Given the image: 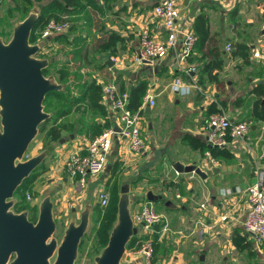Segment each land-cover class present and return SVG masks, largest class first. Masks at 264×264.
Segmentation results:
<instances>
[{
  "label": "crops",
  "instance_id": "obj_1",
  "mask_svg": "<svg viewBox=\"0 0 264 264\" xmlns=\"http://www.w3.org/2000/svg\"><path fill=\"white\" fill-rule=\"evenodd\" d=\"M95 1L99 6L92 5V10L98 14L99 26L118 32L122 40L117 43L116 52L110 53V58L116 56L112 65L101 58L105 52L92 58L98 51L90 48L92 67L86 71L101 84L114 82L120 73L126 90L137 78H147L146 90L149 88L155 93L156 103L149 111L146 110V90L143 95L144 111L140 114L146 127L145 148L133 152L126 139L117 136L114 140V144H118L115 156L120 161L115 178L121 179L120 185L128 182L132 198L148 199L142 193L143 187L156 185L159 176L166 184L162 185V191L151 189L160 195L161 205L155 209L163 215L157 224L160 235L157 233L154 264H264V244L255 242L242 224L248 207L246 187L254 181L256 167L262 165L264 169V159L260 157L264 150V120H250L243 136L229 137L225 144L218 145L225 146L230 155L215 158L208 150L202 151L189 143V137H197L208 144L203 124L211 101L218 102V108L223 109L232 121L245 119L254 101L261 99V103L264 102V61L252 55L255 49H264V0H179L178 26L182 30L177 35L176 45L167 48L152 62L140 63L133 62L140 27L148 21L154 37L164 40L166 36L161 20L152 16L156 0ZM5 3L12 5L13 1L5 0L1 8ZM40 3H36L37 8ZM200 15L205 19L197 20ZM203 21L208 34L202 50L195 51L192 60L188 59L184 64L194 65L195 69L186 72L183 66L177 65L183 30L192 28L198 31L196 36L203 35L198 26ZM92 32L96 33L95 27ZM48 42L49 46L45 45L43 50H56L58 42ZM238 43L249 47L247 59L232 52ZM213 50L222 57L221 67L212 70L216 79L200 70L204 61L213 59ZM64 56L65 52L61 51L60 57ZM177 75L189 85L188 92L180 94L171 90L170 83ZM117 113L109 109L110 126L117 123ZM78 115V112L73 113L70 119H76ZM96 118L101 122L105 120L103 116ZM62 137L66 140L53 143L52 150L43 160L45 168L36 175L32 187L34 192L40 187V191L52 190L54 213L63 219L65 226L71 218L77 219L86 202L91 204V219L96 202L93 195L100 185H106L110 171L103 177V172L90 177L86 187L79 189L65 170L63 154L68 147H83L90 137L83 130L65 131ZM210 156L215 162L210 161ZM174 160L184 164L197 163L205 171V177L183 171L181 187L174 188L173 182L178 177L171 170ZM162 171L167 173L166 177H162ZM168 178L172 181L170 184H167ZM146 188L150 189L149 186ZM203 201L207 202L208 212L199 207ZM225 212L228 218L223 221L219 216ZM236 231L239 236L234 240L232 236Z\"/></svg>",
  "mask_w": 264,
  "mask_h": 264
},
{
  "label": "water",
  "instance_id": "obj_2",
  "mask_svg": "<svg viewBox=\"0 0 264 264\" xmlns=\"http://www.w3.org/2000/svg\"><path fill=\"white\" fill-rule=\"evenodd\" d=\"M37 17L38 8L34 6L13 23L8 40L0 36V264H74L81 237L90 221L91 204L86 202L78 220L71 218L58 240L54 234L57 222L51 194L40 199L35 220L29 218L27 209L14 211L11 208L17 200L16 189L49 154V150L44 149L23 159L39 124L51 115L43 105L46 93L63 87L53 74L43 73L49 58L36 55L45 46V40L30 41ZM101 58L107 64H113L110 52L101 54ZM149 109L146 105V110ZM113 129L120 130L116 122ZM65 140V137L59 138L60 142ZM117 151L118 144L115 143L101 177L110 171ZM172 166L178 172L206 175L195 162L184 164L174 160ZM145 196L155 201L160 195L148 189ZM132 201L129 184L125 182L120 187L115 222L107 243L94 257L95 264H123L121 259L126 245L135 231Z\"/></svg>",
  "mask_w": 264,
  "mask_h": 264
},
{
  "label": "trees",
  "instance_id": "obj_3",
  "mask_svg": "<svg viewBox=\"0 0 264 264\" xmlns=\"http://www.w3.org/2000/svg\"><path fill=\"white\" fill-rule=\"evenodd\" d=\"M12 1L13 4L8 5L6 8L7 13L11 15L15 10H18L23 16H25L34 6L37 7L36 3H40L42 0ZM4 2L5 0H0V8ZM92 5L94 7L99 6L95 0H46L38 5V17L30 33L31 42L40 40L38 39L39 32L51 17L58 19L62 15L67 14L70 21V25L66 31L55 32L51 36L50 34L47 36L49 37L48 41L58 42L59 49L65 52L64 57L54 59L49 58L48 66L43 69L44 74H54L58 82L63 84L61 89L49 90L43 100L44 109L49 111L51 115L39 124L38 130L43 131L44 139L47 144L51 143L52 145L53 143L58 142L59 138L63 136L65 131L74 132L75 130H83L86 135L92 138L111 125V121L107 117L109 109L102 102L103 86L101 85V82L97 81L95 77H92L91 74L86 71V68L92 67L90 48L98 51L97 54L102 52H110L113 54L116 52V45L122 40V36L116 31L104 30L102 25L99 26L100 22L99 17L97 16L98 14L92 10ZM202 19H205L202 15L197 18V20L201 21ZM198 26L203 30V35L198 34L199 36H197L193 51L188 56L187 60H192L191 58H193L195 51L202 50L208 34V29L204 24V21ZM92 27H95L96 33L92 32ZM196 29L198 28L196 27ZM194 32L198 33L196 30H194ZM47 37L44 39L46 42L45 45L49 46V42L46 41ZM248 49L249 47L247 45L238 43L232 52L235 54H241L247 59ZM213 53V59L204 61L200 70L201 72L207 71L211 79H216L214 74H212V70L221 67L222 57L219 56L217 50H213ZM202 57L203 56L201 55V58ZM92 58H96V55L92 56ZM50 67H55V69L50 72ZM105 67L108 68V66ZM114 82L115 84L117 83V87L120 90H126L124 81L120 77V73H118ZM147 83V78H137L127 90L129 98L126 106L130 110H137L139 112L144 111L142 104ZM217 103L218 102L216 101L210 102L206 117L210 113L219 109ZM76 112L79 113L78 117L73 120L70 119V115ZM86 115H88L87 118L85 117ZM97 116H103L105 120L101 122L97 120ZM245 119L248 122L250 120L254 122L257 119L264 120V102L261 103V99L254 101L253 106ZM189 143L193 147H200L202 151L208 150L215 158H218L220 155H230L225 146L211 145L209 143L206 144L200 141L197 137H189ZM119 164V158L115 156L110 169L109 180L106 181V186H109V198L107 204L102 206L100 202L96 200L93 205L94 213L101 219L99 234L103 235L105 233V240L101 244V247L106 244L108 229L112 226L117 210L116 202L113 201L114 193L111 187L113 183L117 181L115 175L119 170ZM44 168V164L38 165L17 188L16 193L20 200L14 204L13 207L15 210L19 211L26 208V193L29 192L32 196L36 193L33 190L32 183L36 175H38V173ZM171 170L174 174L178 175L177 180L173 182V187H181L182 173L175 172L174 169ZM30 213V218L34 219L36 216V209L33 208ZM238 236L239 232L236 231L232 237L234 240H237ZM156 239L157 233L155 232L154 248ZM140 243L141 238L136 234H133L132 238L126 245V248L138 247ZM130 264H137V262L132 261Z\"/></svg>",
  "mask_w": 264,
  "mask_h": 264
},
{
  "label": "built area",
  "instance_id": "obj_4",
  "mask_svg": "<svg viewBox=\"0 0 264 264\" xmlns=\"http://www.w3.org/2000/svg\"><path fill=\"white\" fill-rule=\"evenodd\" d=\"M179 0H156L152 6V16L161 20L166 30L164 40L154 37L150 33L148 21L140 27L138 31V49L133 55V62H152L162 55L167 48L176 45L177 35L181 28L178 26L180 17ZM70 21L68 15L64 14L60 18L51 17L39 32L38 39H45L52 32H63L68 29ZM196 34L192 28L184 29L181 45L177 56V65L183 66L186 72L194 70V65H184L188 56L192 53L196 41ZM229 49L230 46H227ZM252 55L264 61V49H255ZM112 61H116V56H111ZM170 88L175 93H186L189 85L184 79L174 76ZM129 94L127 90H120L114 82L105 83L103 86L102 102L108 109L118 112L117 125L120 130L116 131L113 126H109L99 134L90 138L81 148H73L65 156L64 167L68 175L75 181L79 189L86 187V179L89 176L99 175L105 170L107 157L114 145V140L120 136L127 141L128 148L133 152H140L145 148L146 139L142 134L141 114L139 111H132L126 105ZM145 100L149 106L156 103L155 93L149 88L145 93ZM206 130V140L211 145H223L229 137H240L245 134L249 127V122L242 120H230L223 109L210 113L203 124ZM209 154V152H207ZM25 155V153H24ZM23 155V158H24ZM260 157L264 159V150ZM210 161L215 162V158L210 156ZM247 211L243 219L245 231L257 243L264 244V169L262 165L256 167L255 179L246 187ZM96 200L100 204L106 205L109 198V191L101 186L96 191ZM27 200L33 198L32 194L26 193ZM200 209L208 212L207 202L199 203ZM131 214L135 227L136 221L139 227L134 234L141 238L138 247L128 252L129 259L137 264H154V233L159 234L156 227L163 219L162 213L157 211L148 200L136 201L131 206ZM221 220L228 218V213L220 216ZM127 253V252H126Z\"/></svg>",
  "mask_w": 264,
  "mask_h": 264
},
{
  "label": "rangeland",
  "instance_id": "obj_5",
  "mask_svg": "<svg viewBox=\"0 0 264 264\" xmlns=\"http://www.w3.org/2000/svg\"><path fill=\"white\" fill-rule=\"evenodd\" d=\"M7 5L8 4L5 3L4 6L0 9V36L5 41L8 40L10 38V36H11L13 23L15 21L20 20V19H22L24 17L23 14L20 11H18V10H15L11 15H9L7 13V10H5V6H7ZM57 45L58 46H56V50L52 48V49H48L47 51L46 50L44 51L43 48H42L40 51H38L36 53V55L39 56V57H47V58H50V59L51 58L52 59L59 58L62 50L59 49V44L58 43H57ZM93 54L96 55L97 53H93ZM54 69H55V67H50V72H52V70H54ZM49 74H52V73H49ZM46 75H48V74H46ZM154 107L156 108V106H154ZM161 115H163V114L161 113ZM116 118L118 119V113L116 114ZM141 122H142V120H141ZM141 124H142V134L145 135V128H146L145 124H143V122ZM52 148H53V144L51 145V143H49V144L46 143V140L44 139L43 131L42 130H38V132H37L36 136L34 137V139L29 143L28 148H27V150L25 152V155H24L23 159L28 158L31 155H34V154H36V153H38V152H40L41 150H44V149H48L50 151V150H52ZM69 150H72V148L71 147L66 148V150H65V152L63 154V159L68 154ZM47 156H45V158ZM40 164H44V161H42ZM166 174L167 173L162 171V175H163L162 177H166ZM97 176L98 175H93V176L87 177L86 184H87V181H88V179L90 177H97ZM152 177H154V175ZM159 177H158V183L156 185H151L150 186V185L147 184V186L143 187L144 191L142 193H144V196H145L146 190H148L146 188L148 186L152 190L162 191V185L164 186L166 184L163 183L164 179L161 182ZM119 179H117V181L114 182L112 187H111V189H112V191L114 193L113 201L116 202V208H117L118 198H119V195H120V182H121L120 180L121 179L120 180ZM166 181H167V184H170L172 182L170 178L166 179ZM101 186L105 187L109 191V186L107 187L105 184H102L99 187H101ZM40 189H41V187L40 188H36L35 192H38V195L35 196V194H37V193H35L31 200H27V202L25 204V207H26L25 209H27L28 212L32 211L33 208H35V209L37 208V204L39 202V199L42 196H44L45 194L50 193L51 197H53L54 193L52 192V190L46 189V190L40 191ZM15 195L16 194H14V196ZM93 196L96 199L97 193L95 192V195H93ZM142 198L143 199H137L135 197V198H132V200L137 199V201H144L145 197H142ZM146 200H148V202L151 205H153L154 208H158V206L161 205L160 204L161 203L160 199L155 200V201H151L149 199H146ZM132 202H134V201H132ZM12 209H14V211H15L14 207H12ZM54 209L55 208H53V210ZM54 215L56 217V222H57L56 231H55L54 234L56 235V237L59 240L61 238V236H62V233H63V229H64L63 225H64V223L62 221L63 219L59 218L57 216L56 212L54 213ZM116 215H117V210H116V214H115V218L113 220L112 226H113V224L115 222ZM77 220H78V217H77ZM100 220L101 219L98 218L97 215L93 211V213L91 214V219L89 221V226H88L87 230L84 232L83 236L81 237V240H80V243H79V246H78L77 258L75 259L74 264H95L94 257H95V255H97L100 252L101 248L103 247V246L101 247V244L105 240V237H104L105 233L103 235L99 234ZM111 227L108 229V236H109V232L111 230ZM137 227H139V222L138 221H136L134 229L136 230ZM107 240H108V237H107ZM106 243H107V241H106ZM132 249L133 248H128V249L126 248L124 256L121 259V262L123 264H130V262H132V260L129 259V255H128V252L130 250H132ZM52 259L53 258H51V260Z\"/></svg>",
  "mask_w": 264,
  "mask_h": 264
},
{
  "label": "flooded vegetation",
  "instance_id": "obj_6",
  "mask_svg": "<svg viewBox=\"0 0 264 264\" xmlns=\"http://www.w3.org/2000/svg\"><path fill=\"white\" fill-rule=\"evenodd\" d=\"M16 190H17V189H16ZM14 194H16V195H15V197L17 198L16 202H18V201L20 200V198L17 196L16 191H15ZM16 202H15V203H16ZM15 203H14V204H15ZM14 204L12 205V207L14 206ZM12 207H11V208H12ZM23 209H25V208H23ZM13 210H14V209H13ZM21 210H22V209H21ZM15 211H17V210H15ZM19 211H20V210H19ZM30 212H31V211H30ZM30 212H28V214H29ZM35 214H37V209H36V213H35ZM30 215H31V213L29 214V218H30ZM30 219H31V218H30ZM35 219H36V216H35V218L32 219V220H35ZM55 219H56V218H55Z\"/></svg>",
  "mask_w": 264,
  "mask_h": 264
}]
</instances>
